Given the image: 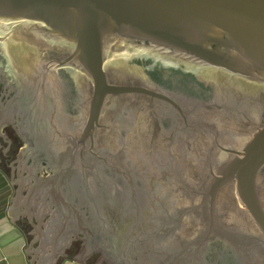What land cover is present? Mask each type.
I'll return each mask as SVG.
<instances>
[{
  "label": "water",
  "instance_id": "obj_1",
  "mask_svg": "<svg viewBox=\"0 0 264 264\" xmlns=\"http://www.w3.org/2000/svg\"><path fill=\"white\" fill-rule=\"evenodd\" d=\"M0 82L30 264H264V0H0Z\"/></svg>",
  "mask_w": 264,
  "mask_h": 264
},
{
  "label": "flooded vegetation",
  "instance_id": "obj_2",
  "mask_svg": "<svg viewBox=\"0 0 264 264\" xmlns=\"http://www.w3.org/2000/svg\"><path fill=\"white\" fill-rule=\"evenodd\" d=\"M11 96L12 93L8 85L0 82V113ZM16 121L17 118L13 115V119L9 122H4L0 130V169L5 172L12 183H27L22 182V179L25 178H28L33 183V179H31L28 171L31 170L33 172L34 167L31 168V161L27 157L21 158L20 156L24 149V142L19 136ZM37 176L45 177L47 173L42 169V174L37 173ZM15 188H18V185ZM81 244V241L73 242L68 251V256L71 258L77 257L80 253ZM99 258V254L93 255L86 261V264H97ZM101 264L107 263L102 261Z\"/></svg>",
  "mask_w": 264,
  "mask_h": 264
},
{
  "label": "crops",
  "instance_id": "obj_3",
  "mask_svg": "<svg viewBox=\"0 0 264 264\" xmlns=\"http://www.w3.org/2000/svg\"><path fill=\"white\" fill-rule=\"evenodd\" d=\"M16 188L0 169V264H30L24 251L25 233L10 219L8 209ZM61 264H75L65 258Z\"/></svg>",
  "mask_w": 264,
  "mask_h": 264
}]
</instances>
